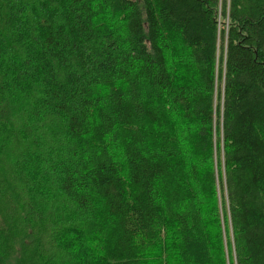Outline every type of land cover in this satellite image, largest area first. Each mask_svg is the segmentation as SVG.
<instances>
[{
	"label": "trees",
	"instance_id": "16d2710c",
	"mask_svg": "<svg viewBox=\"0 0 264 264\" xmlns=\"http://www.w3.org/2000/svg\"><path fill=\"white\" fill-rule=\"evenodd\" d=\"M0 159V264H264V0H0Z\"/></svg>",
	"mask_w": 264,
	"mask_h": 264
},
{
	"label": "rangeland",
	"instance_id": "374dc122",
	"mask_svg": "<svg viewBox=\"0 0 264 264\" xmlns=\"http://www.w3.org/2000/svg\"><path fill=\"white\" fill-rule=\"evenodd\" d=\"M225 23H227L226 21H225ZM226 25V24H225ZM186 70V69H185ZM181 73H179V75H180ZM187 74V73H186ZM220 83L217 81V87H216V90L217 91H220V92H222V84L221 85H219ZM16 118H17V116H15ZM21 127V122H19L18 120H17V124H16V128L17 129H19ZM27 146H25V144L23 145V148H26ZM12 148V150L14 151H9V152H7L6 153V155L8 156V157H10V158H12L13 156H14V154H15V152H16V150H17V148H18V146H14V145H11V146H9V148L8 149H11ZM27 149V148H26ZM4 154V153H3ZM5 155V154H4ZM8 164H9V161L8 160H6V159H3V160H1L0 159V176L2 175V174H4V171L3 170H8ZM1 178V177H0ZM17 187V189L20 191V193H21V196L23 195V192H22V190H21V188L19 189V187H18V185L16 186ZM0 198H2V199H4L5 200V204H4V206H3V211L7 214V216L9 215V211H8V209H9V206H8V203L6 202L7 201V196H1L0 195ZM0 205H1V199H0ZM223 236H224V238H225V236H226V233L223 231Z\"/></svg>",
	"mask_w": 264,
	"mask_h": 264
}]
</instances>
